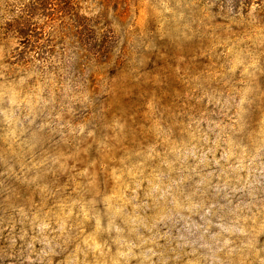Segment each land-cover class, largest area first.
Here are the masks:
<instances>
[{
	"label": "rangeland",
	"instance_id": "rangeland-1",
	"mask_svg": "<svg viewBox=\"0 0 264 264\" xmlns=\"http://www.w3.org/2000/svg\"><path fill=\"white\" fill-rule=\"evenodd\" d=\"M0 264H264V0H0Z\"/></svg>",
	"mask_w": 264,
	"mask_h": 264
},
{
	"label": "clouds",
	"instance_id": "clouds-1",
	"mask_svg": "<svg viewBox=\"0 0 264 264\" xmlns=\"http://www.w3.org/2000/svg\"><path fill=\"white\" fill-rule=\"evenodd\" d=\"M40 62L39 61H36V64H39Z\"/></svg>",
	"mask_w": 264,
	"mask_h": 264
}]
</instances>
